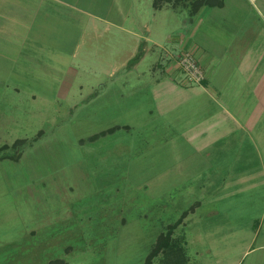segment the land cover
<instances>
[{
  "label": "crops",
  "instance_id": "1",
  "mask_svg": "<svg viewBox=\"0 0 264 264\" xmlns=\"http://www.w3.org/2000/svg\"><path fill=\"white\" fill-rule=\"evenodd\" d=\"M207 2L169 28V14L153 0H0V116H8L11 126L15 111L22 109L19 103L47 99L39 86L52 84L47 70L56 69L59 60L76 56L78 37H87L84 50L91 55L98 45L106 50V39L116 42L117 35L115 44L128 55L118 62L113 55L99 72L114 77L124 70L116 100L132 101L125 110L134 111L140 99L148 104L145 121L135 130L136 146L160 150L162 180L148 176L145 187L160 192L162 228L172 229L171 236L183 242V251L169 254L166 264H239L254 248L263 251L255 258L264 264V206L249 227L234 225L235 217L228 216L232 207L218 204L258 187L257 178L264 177V158L244 152L257 150L252 137L260 134L256 110L244 102L264 100V0ZM72 22L80 31L71 39ZM185 51L204 70L201 84L184 82L177 59ZM7 126H0V145L10 141ZM115 128L133 129L129 123L110 130ZM225 151L232 157L226 158ZM16 158L0 155V230L6 229L3 221L8 229L24 226L5 169V162ZM154 180L159 183L149 184ZM181 196L192 203L179 206ZM13 212L17 221L10 224ZM236 240L229 250L216 244ZM19 257L14 258L23 260Z\"/></svg>",
  "mask_w": 264,
  "mask_h": 264
},
{
  "label": "rangeland",
  "instance_id": "2",
  "mask_svg": "<svg viewBox=\"0 0 264 264\" xmlns=\"http://www.w3.org/2000/svg\"><path fill=\"white\" fill-rule=\"evenodd\" d=\"M203 1L161 0L158 7L165 8L161 13L169 14L167 25L172 28L182 15L193 14ZM76 24L72 22L71 39L79 34ZM84 36L77 38L82 43L75 57L61 59L56 69L47 70L46 77L52 84L39 86L47 99L19 103L22 109L15 111L11 126L6 122L8 116H0V126H9L6 129L10 139L0 145V155H19L5 162V169L11 197L18 200L24 222V226L18 223L9 229L4 221L1 224L6 229L0 230V264H143L159 233L165 231L160 212L164 198L154 188L145 187V179L151 175H158L161 183L160 150L136 146L135 130L145 121L143 114L148 104L140 99L134 111L125 110L132 101L116 100L124 70L115 78L99 72L113 55L118 62L128 52L119 50L123 45L115 44L116 35V42L106 39V50L98 45L93 48H98L97 54L87 55L84 41L88 39ZM101 81L104 84L98 83ZM244 103H248L249 110H256L260 132L252 137L257 150L247 148L244 152L249 153L248 157L264 158V100ZM125 123L133 129L110 130ZM12 137L17 138L13 144ZM20 139L24 142L15 146ZM225 153L226 158L232 157ZM257 180L258 187L218 201L219 205L232 207L228 216L235 217L234 225L250 227L260 219L257 211L264 206V177ZM231 182L233 178L227 183ZM180 199L179 206L192 203L191 199ZM15 213H10V224L17 221L13 218ZM237 242L216 244L229 250ZM236 252L238 257L243 253ZM260 253L263 251L250 250L239 264H259L255 257ZM17 255L23 260L15 259ZM159 256L154 257L152 264H160Z\"/></svg>",
  "mask_w": 264,
  "mask_h": 264
},
{
  "label": "trees",
  "instance_id": "3",
  "mask_svg": "<svg viewBox=\"0 0 264 264\" xmlns=\"http://www.w3.org/2000/svg\"><path fill=\"white\" fill-rule=\"evenodd\" d=\"M161 0H153V6L158 7V2ZM207 4L208 0H204ZM220 3V1H218ZM217 2V3H218ZM24 140H17L15 146L23 143ZM13 156V155H10ZM172 229H168L164 232H161L156 238L155 242L151 246L150 252L147 254L143 264H152L154 257L159 256L160 264H166L169 254H172L176 251H183V242L182 238L171 236Z\"/></svg>",
  "mask_w": 264,
  "mask_h": 264
},
{
  "label": "built area",
  "instance_id": "4",
  "mask_svg": "<svg viewBox=\"0 0 264 264\" xmlns=\"http://www.w3.org/2000/svg\"><path fill=\"white\" fill-rule=\"evenodd\" d=\"M178 65L183 73L186 84H201L205 79V73L195 56L188 51L178 56Z\"/></svg>",
  "mask_w": 264,
  "mask_h": 264
}]
</instances>
